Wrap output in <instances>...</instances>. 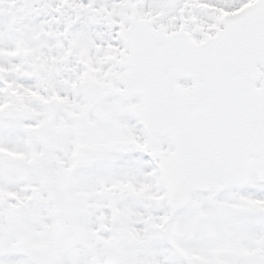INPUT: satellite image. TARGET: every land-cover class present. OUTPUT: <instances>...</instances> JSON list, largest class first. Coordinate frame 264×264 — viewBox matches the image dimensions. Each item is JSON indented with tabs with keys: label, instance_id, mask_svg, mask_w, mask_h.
Returning a JSON list of instances; mask_svg holds the SVG:
<instances>
[{
	"label": "snow or ice",
	"instance_id": "snow-or-ice-1",
	"mask_svg": "<svg viewBox=\"0 0 264 264\" xmlns=\"http://www.w3.org/2000/svg\"><path fill=\"white\" fill-rule=\"evenodd\" d=\"M0 264H264V0H0Z\"/></svg>",
	"mask_w": 264,
	"mask_h": 264
}]
</instances>
